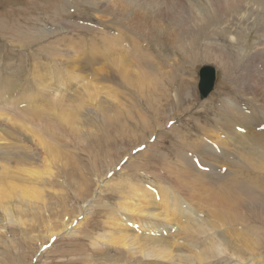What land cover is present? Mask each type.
Wrapping results in <instances>:
<instances>
[{"label": "rangeland", "instance_id": "rangeland-1", "mask_svg": "<svg viewBox=\"0 0 264 264\" xmlns=\"http://www.w3.org/2000/svg\"><path fill=\"white\" fill-rule=\"evenodd\" d=\"M119 1L126 2L129 10L115 6ZM135 2L0 0V172L4 168L16 170L13 181L7 176L0 180L4 195L0 197L4 202L0 203V264H252L251 251L243 250L241 240L253 244V234L262 244V249L253 253L258 260L253 264H264V217L222 212L226 224L213 199L215 188L220 186L219 177L226 172L235 185L242 179H264V166L259 171L254 162L246 163L245 155L238 150L241 142L250 144L252 132L264 131V125L253 126L246 135H222L228 127L235 133V125H247V110L264 106V83L258 80L264 53V48L258 47H263L264 40V25L259 24L264 21H258L255 15L263 11L250 3L240 12L228 17L219 14L218 21L206 23L193 19L192 13H213L208 0H143L139 8ZM132 12L140 20L129 27L130 19H134ZM180 16L190 28L202 27L189 34L184 29L180 40L164 38L171 37ZM146 22L149 26L142 27ZM153 24L165 31L161 41L152 38L149 28ZM26 41L30 42L25 46ZM143 49L147 50L144 60L150 67H159L161 75L134 65L138 62L135 55ZM254 55L257 58L249 62ZM120 57L131 61L133 79L111 66L112 59ZM91 59H98L103 68L99 63L93 67ZM76 66L82 68L79 75ZM202 66L215 70L212 90L204 100L199 99L197 90V73ZM87 84L93 88L88 96L77 94ZM7 96L13 99L11 103H5ZM36 107L40 120L57 128L30 134L25 127L28 119L21 127L23 115ZM69 115L74 120H68ZM65 129L67 133H63ZM12 130L15 135L9 134ZM40 143L53 149L51 155L43 152ZM221 144L226 148L219 150ZM202 150L195 159L194 154ZM205 155L211 157L210 162L204 160ZM5 158L18 162L15 160L14 167L5 166L3 162L10 163ZM228 159L230 163L226 164ZM167 163L178 167L176 173L165 169ZM31 167L37 168L40 178L27 182L18 171ZM186 179L196 186H189ZM26 185L35 191L29 199L20 191ZM85 185L88 194L83 191ZM174 185L188 190H178ZM160 188L168 192L162 202ZM174 190L181 194L173 197ZM151 191L159 192L160 201H149L150 206L141 203ZM148 199L146 195L145 201ZM179 201L194 211L177 208L182 214L171 206L167 208ZM124 205L141 210L136 211L139 218L127 214ZM151 214L156 219L163 215L166 228L157 233L159 228L152 225L153 233L143 234L141 227L148 222L145 220L152 223L148 218ZM180 215L184 216L181 225L171 228L172 219ZM121 216L128 218L130 238L123 242L125 245L108 246L109 236L125 231L122 226L119 230L114 226ZM76 222L81 225L73 227ZM179 228L183 229L177 246L149 243L157 235H165L168 240V232L178 234ZM53 230L55 235L49 238ZM186 235L191 244L200 245L193 255L186 245L189 243L184 242ZM232 251L236 255L229 257Z\"/></svg>", "mask_w": 264, "mask_h": 264}, {"label": "bare ground", "instance_id": "bare-ground-1", "mask_svg": "<svg viewBox=\"0 0 264 264\" xmlns=\"http://www.w3.org/2000/svg\"><path fill=\"white\" fill-rule=\"evenodd\" d=\"M141 1H143V0H136V2H135V6H136V8H139V6L140 5H142V4H140L139 2H141ZM199 1H201V0H199ZM209 1V3H210V5H211V10L210 11H212L213 13H205V14H203V15H201V16H199L197 13H199L198 12V10H197V12H195V13H192V15H193V19H195V20H197V21H205L206 23H208L209 21L210 22H213L214 20H217L218 18H219V14H224V16L225 17H228L230 14L232 15L233 13H237V12H240L241 11V9H246V6L247 5H249L250 3L251 4H253V5H255L256 7H258V9L260 8L261 10L260 11H263V12H259V11H256L255 12V15H256V19L259 21V20H263L264 21V0H208ZM103 2V1H102ZM109 3V2H108ZM151 4H154V2L153 1H151L150 2ZM107 7H108V5H107V3L105 4ZM115 6H119V7H121L122 9H124V10H129L128 9V5L126 4V2H124V1H119L117 4H115ZM196 6H191V8H195ZM110 9V8H109ZM109 9H107V10H109ZM173 12V14H175L174 13V11H172ZM177 14V13H176ZM132 17H134V19L133 20H131L130 19V24H128V26L129 27H133L134 25H137L138 24V22H139V20H140V17H138L137 16V13L136 12H132ZM167 15H169V14H167ZM239 15V14H238ZM254 15V14H253ZM213 16H215V18H213ZM237 16V15H236ZM235 16V17H236ZM173 17V16H172ZM174 17H176V16H174ZM224 17V18H225ZM235 17H232L231 19H229L230 21H229V25L228 26H230V24H231V20L232 19H234ZM54 18V17H53ZM182 16H180L178 19H181V21L179 22V24H177V25H175V27H173V33H172V35H171V37H170V35H166L164 38H169L170 40L172 39V40H174V39H178V40H180V37H182V33L184 34L185 32H183L184 31V29L186 30V33H193V32H195V30L196 29H198V28H200V27H202V26H200V27H198V26H196V25H194V27L193 28H190V25H188L187 23H183L182 22ZM145 19H142L141 21H140V23L139 24H141L143 21H144ZM158 23H160L159 22V19H157L156 20ZM169 21V20H168ZM218 21V20H217ZM238 21V20H237ZM156 22V23H157ZM174 23V22H173ZM236 23V22H235ZM66 24H69V23H66ZM257 24V23H256ZM262 26L263 27V25H264V22H262L261 24H259V26ZM149 25H148V23L146 22V23H144L143 25H142V27H148ZM236 26V25H235ZM178 27V28H177ZM208 27V26H207ZM209 27H211V26H209ZM251 27H254V28H257V27H255L254 25H252ZM250 27V28H251ZM70 28V27H69ZM190 28V29H189ZM260 28V27H259ZM61 29H63V28H61ZM178 29V30H177ZM249 29V28H248ZM260 29H263V28H260ZM59 30V29H58ZM149 30H150V32H151V35H152V38L153 39H158V41H161V39H164V38H161V35H163L164 33H165V31L164 30H159L158 28H157V26H155L154 24L152 25V28L150 29L149 28ZM154 30H156L157 31V35L155 36L154 35ZM167 30V29H166ZM227 30V29H226ZM170 31V30H169ZM254 31H255V29H254ZM257 31V30H256ZM168 32V31H167ZM255 34H257L256 32H254ZM34 34V33H33ZM154 35V36H153ZM187 35V34H186ZM259 35V34H258ZM184 36V35H183ZM263 36H264V34H263ZM248 37V36H247ZM246 37V38H247ZM256 37H257V35H256ZM259 37V36H258ZM257 37V38H258ZM249 38L250 37H248L247 38V40H249ZM171 40V41H172ZM61 41V40H60ZM30 41H26V43L24 44L25 46L29 43ZM49 42V41H48ZM53 43H54V41H53ZM139 43V42H138ZM167 43V42H166ZM176 43V42H175ZM261 43L263 44V47H260V45L258 46L259 48H260V50L262 49V48H264V40L263 41H261ZM173 44V43H172ZM229 44V43H228ZM232 44H234V43H232ZM235 45H237V44H235ZM243 46H246L244 43L242 44ZM81 46V45H80ZM54 50H55V48H54ZM150 50V49H149ZM264 51V50H263ZM114 56V55H113ZM123 56V55H122ZM238 56V55H237ZM119 57V56H118ZM108 58V57H107ZM135 58L136 59H138V62H134V65L136 66V67H140V68H142L144 71H150V73H154V74H156L155 76H157V75H161V74H159L160 73V68L159 67H155L156 65H153L152 67H150V65H148V63L144 60L145 58H147V50L146 49H143V50H139V53H137V55H135ZM134 58V59H135ZM257 57L254 55V57L253 58H249L250 60H249V62H251L252 60H255ZM133 59V60H134ZM262 59H263V64H262V66H263V70H262V75L258 78V80H259V82L260 83H264V53H263V56H262ZM136 61V60H135ZM100 61H98V59H91V64L93 65V67H94V65H98V63H99ZM147 63V64H146ZM234 63V62H233ZM104 65H105V63H103ZM143 64H146V65H143ZM153 64V63H152ZM99 65L103 68V66L99 63ZM111 66L112 67H114L115 69H117L118 70V72H119V74L120 75H124V76H126V77H128V78H130V79H133L134 78V76H133V72H132V66H131V61L128 59V58H125L124 59V57H120V58H117V59H112V64H111ZM76 67H79V66H76ZM81 70H82V68L81 67H79L77 70H76V74H81ZM107 70H105L104 72H106ZM261 73L259 72V75H260ZM150 75H152V74H150ZM256 76H257V74H256ZM70 79V78H69ZM75 79V78H74ZM143 79H144V77H143ZM143 79L141 78V80L143 81ZM72 80H73V78H72ZM146 80V79H145ZM151 79H149V81H150ZM71 82V81H70ZM82 89L83 90H81V92H78L77 94H79V95H86V96H88V92L90 91V89L91 90H93V88L91 87V86H89V84H87V85H85L84 87H82ZM74 91H76V90H74ZM262 93H263V95H264V91H262ZM1 98V97H0ZM264 99V96H261V100H263ZM13 99L11 98V96H7L5 99H4V101H5V103L6 102H9V103H11V101H12ZM98 106V105H97ZM262 108H259V109H257V110H255V111H251V112H249V110H247L245 113H246V118L248 119V120H250L249 122H246V120H242L243 122H242V124L243 123H245L246 122V124L247 125H245V124H243V125H245L244 127H240V125L238 124V125H235L234 127H238V128H241L242 129V131H243V134H248L250 131H251V129H253V126L255 127V128H259V127H261L260 126V124H263L264 125V106H263V104H262V106H261ZM98 108V107H97ZM102 108V107H101ZM244 109H246V108H244ZM99 113V112H98ZM258 114V116L255 118V120H253V118H254V116H256ZM5 115V114H4ZM6 116V115H5ZM40 110H39V108L38 107H36V108H34L33 109V111L30 113V114H24L23 115V124L21 125V127H24V122H25V119H28L29 120V123H26V125H25V127L26 128H29L30 129V134L34 131V130H38V129H43V130H46L47 128H57L56 126H54V125H52V124H50V122L49 121H45V122H42L41 120H40ZM68 120H74L73 119V117L71 118L70 117V115L68 116V118H67ZM231 119H234V117H231ZM256 120H259V122L258 123H254V122H256ZM64 123H66V122H64ZM71 123H73V122H71ZM72 125V124H71ZM71 125H70V127H71ZM217 125V124H216ZM62 127H63V125H61ZM222 127L224 126V124H222L221 125ZM67 127H69V126H67ZM64 128V127H63ZM229 128V127H228ZM227 128V131L224 133V134H222L223 136H227V135H230V136H236V135H241L239 132H235L234 133V131L233 130H229ZM31 129H33V130H31ZM67 129H65L64 131H63V133H67V131H66ZM70 132V131H69ZM252 132V131H251ZM59 133H61V132H59ZM58 133V134H59ZM256 133V132H255ZM10 135H15L16 134V132L14 131V130H12V131H10V133H9ZM252 134H253V136H251L250 138H249V143L250 144H245L246 142L245 141H243V143L241 142V150L238 148V150L240 151V152H242L245 156H243V157H245V159L241 156V158H243L244 160H246V163L248 162V161H250V162H254L256 165H257V169L260 171V169H263V166H264V154H263V149H264V131H262V132H257L256 134H254L253 132H252ZM251 134V135H252ZM221 135V134H220ZM250 135H248V136H246V138L245 139H247L248 137H249ZM41 137V136H40ZM39 137V138H40ZM61 137H63V135H61ZM213 138H215L216 140H219V141H223V140H221V139H223L222 137H220L219 138V136H217V135H213ZM244 139V140H245ZM24 141L26 142V140L24 139ZM219 141L217 142V143H219ZM200 144H202V143H200ZM40 145H41V143H40ZM225 146H227L226 144H221L220 146H219V150L220 149H225L226 147ZM237 146V145H236ZM235 146V147H236ZM46 147H48V146H46ZM40 148H42V150H43V152L45 151V153L46 154H48V155H51V150H53L52 148H50V147H48L49 149H47V148H45V146L42 144L41 146H40ZM204 149V148H203ZM246 151V152H245ZM203 152V150L202 151H199V152H197V153H195L194 154V157L195 156H197L198 158L201 156V153ZM209 152V150H206L205 151V153L207 154ZM217 152V151H216ZM211 155V154H210ZM203 158H204V160L205 161H207V163H208V161H209V158H211V157H209L208 155L206 156H202ZM5 159H7V160H9L10 161V163H4L3 162V164L5 165V166H15V164H16V161H17V159H15V158H11V159H8V158H5ZM45 159V158H44ZM195 159H196V157H195ZM213 159V158H212ZM16 160V161H15ZM60 160V159H59ZM177 161H178V159H176ZM184 161H187V158H184L183 159ZM24 162H27L28 161V159H26V160H23ZM23 161H21V159H20V161L19 162H23ZM57 161V160H56ZM61 162H62V160H60ZM18 162V161H17ZM60 162V163H61ZM210 162V161H209ZM30 164H31V162H29ZM230 163V159H228L227 161H226V164H229ZM1 164V163H0ZM168 164V163H167ZM171 165V164H170ZM175 165H176V163H175ZM198 165H200L201 167H203V164L201 163V162H198ZM242 165V164H241ZM245 165H247V164H245ZM179 166V165H178ZM164 167H165V165H164ZM167 168H165V169H168L169 171H170V174H172L171 173V171H173L174 173H176V167L177 166H174V167H172V165L169 167V164L166 166ZM24 168V167H23ZM32 168V167H31ZM178 168V167H177ZM37 170V168L35 167H33L32 169H24L23 171H21V170H19L18 172H19V174L20 175H23V178H26L25 180L28 182L29 180H32V179H35V181H37V180H39V178H40V176H39V173L36 171ZM240 170H242V169H240ZM239 170V171H240ZM262 171V170H261ZM264 171V170H263ZM168 173V172H167ZM16 174V170L13 168V169H8V168H4V169H2V171L0 172V180H2V178H3V176H7L6 178H8V179H10V181H13V178H14V175ZM206 174H203L202 176L204 177ZM259 175V174H258ZM20 177V176H19ZM239 177H241L240 176V174H239ZM17 178V177H16ZM182 178V177H181ZM220 178V186L218 187V188H215V190H216V192H215V195H214V202L220 207V209H221V211H220V213H219V216H221V219H223L224 221H225V223L227 224V219H226V217L223 215V213L222 212H227V213H232V212H236L237 214H239V215H242V213L241 212H243V213H251V215L252 216H254L255 217V215L254 214H256V216H262V217H264V199H263V196L262 195H264V179H262V178H260V177H257V178H255L254 180H252V181H244V179H242V182L240 183V184H237V185H235V184H233L232 182H230L229 180V177H228V172H226L225 174H224V176H221V177H219ZM254 178V177H253ZM8 179H6V180H8ZM17 179H19V178H17ZM183 179V178H182ZM4 180V179H3ZM23 181H24V179H22ZM22 180L20 179V180H18V181H20V182H22ZM187 180V179H186ZM184 181V180H183ZM81 182H82V184H86L87 186H89L88 184H87V182H83L82 180H81ZM187 182V184H188V180L186 181ZM0 183H1V181H0ZM154 183V182H153ZM190 183V182H189ZM192 183V182H191ZM218 183V182H217ZM98 184V183H97ZM219 184V183H218ZM83 186V191H84V193H86V194H88V192H89V187H87V186ZM155 185V184H154ZM177 185V184H176ZM176 185H174V186H176ZM183 185V184H182ZM185 185V184H184ZM189 185V184H188ZM193 185H195V183L193 182L191 185H189V186H193ZM157 186V185H156ZM196 186V185H195ZM202 186H204V185H202ZM152 187V186H151ZM205 187V186H204ZM163 188L164 189H166L167 191L168 190H170V189H168V188H166L165 187V185H163ZM163 188L161 189V191H160V195H161V202H162V200L165 198V196L167 195V193L169 192H166V191H162L163 190ZM180 188V187H179ZM178 188V186H176V189H178V190H183L184 192H186L187 190H188V188H186V187H184L185 189H182V188H180L179 189ZM206 188V187H205ZM154 189V188H153ZM200 189L201 190H203V187H200ZM32 187L30 186H24L23 188H20V191H22L21 192V194H23L24 196H25V198H31L30 196H31V194H32ZM178 190H174L175 192L173 193V197H177V196H175V195H180L181 193L178 191ZM2 189H0V197L1 198H4V195L2 194ZM170 191H172L173 192V190H170ZM33 192H35L34 190H33ZM143 192V191H142ZM148 192V191H147ZM261 192H262V194H261ZM151 193L152 194H150V193H148V194H146L147 196H148V200H146L145 201V196H144V198H143V200L141 201V203H145V204H147V205H149L150 206V202L149 201H151V202H155V203H158L160 200H159V192L158 191H156V192H152L151 191ZM128 194V193H127ZM24 196H21V197H24ZM171 196V195H170ZM169 196V197H170ZM246 196L247 197H250V198H247L248 200L246 201ZM179 197V196H178ZM167 198V197H166ZM170 198H172V197H170ZM1 200V199H0ZM136 200V199H135ZM137 201H139V200H137ZM184 201V200H183ZM2 202V201H1ZM0 202V203H1ZM2 203H4V202H2ZM184 203H185V201H184ZM182 204V201H179V202H173V204H171V205H168L167 206V208L168 207H172V208H174L175 209V211H178V212H180V213H182L183 214V211H180V210H177V208L178 209H181V210H186V208L188 209V211L189 212H193L194 210H193V208H191L189 205H185V204ZM119 204V203H118ZM123 204V203H122ZM139 204H140V202H139ZM233 204H234V207H233ZM1 205H3V204H1ZM7 205V204H6ZM133 206V205H132ZM165 206V205H164ZM123 208H125V209H128L127 210V214H129V215H133L132 217L134 218H139V211H141V210H139L138 208H136V209H134V207H131L130 205L129 206H122ZM3 209V208H2ZM162 209V208H161ZM173 209V210H174ZM138 210V212H136ZM169 210H172V209H169ZM115 213V212H114ZM161 213V212H160ZM175 213V212H174ZM252 213H254V214H252ZM137 214V215H136ZM154 214V213H153ZM125 215V214H124ZM142 215V214H141ZM159 215V214H158ZM126 216V215H125ZM145 216V215H144ZM154 216V215H153ZM152 216V214H151V216H148V218H150L151 220H152V223H151V221L150 220H145V221H148V222H144L143 224H144V226L143 227H141V225H140V227H141V231L143 232V231H145L143 234H151V233H153V231L155 230V228L156 229H158L157 230V233H161L160 232V230H163L164 228H166V225H165V217H163V215H159L157 218H159V219H156L155 217H153ZM165 216V215H164ZM113 217V216H112ZM118 217V216H117ZM142 217V216H141ZM187 217V216H186ZM189 218H190V216H188ZM199 217V216H198ZM120 218V220H118V221H120L119 223H115V225L114 226H116V230L119 228V227H123V229L125 230V231H123L122 233L123 234H118L117 236L116 235H112V236H109L108 237V246H114V247H117V245L118 244H120V243H123L124 241H126L127 242V238L129 237L130 238V236L128 235V233H129V229H130V227L128 228V227H126V223L128 222V218L127 217H124V216H121V217H119ZM118 218V219H119ZM183 218H184V216L183 215H180V216H178V217H174L172 220H173V223H168L169 225H170V227L172 228V227H174V224L176 225V227H179L180 225H181V222H182V220H183ZM250 218V220H254V219H252L251 218V216L249 217ZM161 219V221L162 222H164V224H158V220H160ZM257 219V218H256ZM263 220H264V218H262ZM186 220V219H185ZM133 221V220H132ZM196 221V220H195ZM140 222V221H139ZM76 224H78L77 222L75 223V226H73V227H76L77 225ZM191 224V223H190ZM193 224V223H192ZM196 224V223H195ZM78 225H81V224H78ZM113 225V224H112ZM152 225H155L154 227V229H153V226ZM202 225V224H201ZM232 225H236L235 223H233L232 222ZM79 227V226H78ZM137 227V226H136ZM197 227V226H196ZM170 228V229H171ZM184 228V227H183ZM183 228H179L178 230H177V232H178V234L176 233V232H174L173 234H172V232H171V230L168 232V234H170L171 235V238L170 239H166L165 237H167V236H165V235H157V236H155V238H150L151 240L149 241V243L150 244H152V245H154V246H160V247H165V246H177L178 244H179V239L177 238L178 237V235H179V233L181 232V230L183 229ZM185 228H186V226H185ZM114 229V230H115ZM139 229V228H138ZM152 229V230H151ZM55 231L56 230H58V229H54ZM54 230L53 231H51L49 234V238L50 237H52V236H54L55 235V233H53L54 232ZM112 230V229H111ZM119 230V229H118ZM137 230V229H136ZM151 230V231H150ZM185 230V229H184ZM193 230V229H192ZM149 231V232H148ZM168 230H166V232H167ZM186 231V230H185ZM198 231V230H197ZM120 232H121V230H120ZM138 232V231H137ZM194 232V231H193ZM199 232V231H198ZM47 233H48V231H47ZM127 233V234H126ZM201 233H203V232H201ZM112 234V233H111ZM115 234H116V232H115ZM138 234V233H137ZM193 234V233H192ZM199 234V233H198ZM253 234V233H252ZM109 235V234H108ZM125 235H126V237H125ZM139 235V234H138ZM167 235V234H166ZM132 236V235H131ZM134 236H136V235H134ZM142 236V235H141ZM140 236V237H141ZM163 236H165V237H163ZM253 236L254 237H256L255 238V240H253V244H249V243H247L246 242V240H241V242H242V248H243V250L246 252V251H251V254H252V258H250L249 259V262H250V260H253V263L255 262V261H258V260H255L254 258V256H253V253H256L257 251H259L260 249H262V244H261V239H258L257 240V236H255L254 234H253ZM47 237V238H48ZM48 238V239H49ZM191 238V237H190ZM133 239V238H132ZM136 239H138V238H136ZM142 239V238H141ZM144 239V238H143ZM197 240V239H196ZM105 241V242H106ZM125 242V243H126ZM139 242V241H138ZM148 242V241H147ZM184 242L185 243H189V244H186V245H188V248H189V251H190V253H191V255H193L192 253L193 252H195L196 251V248L198 247V246H200V245H193V244H195V243H193V244H191V240L189 239V237H188V235H186V237H185V240H184ZM125 243H123L124 245H125ZM130 243V242H129ZM140 243V242H139ZM170 243V244H169ZM132 245V244H131ZM138 245H141V244H138ZM119 246V245H118ZM133 246V245H132ZM197 246V247H196ZM114 247H112V248H114ZM138 247V246H137ZM172 247V248H173ZM130 248V247H129ZM166 248V247H165ZM131 249V248H130ZM129 249V250H130ZM140 249H142L141 247H140ZM151 249H152V247H151ZM159 250L161 249V248H158ZM205 249V248H204ZM233 249H235L234 247H233ZM144 250V249H143ZM236 250V249H235ZM138 251V250H137ZM193 251V252H192ZM164 252V251H163ZM142 253H143V255H144V252L142 251ZM196 253V252H195ZM203 253V252H202ZM201 253V254H202ZM169 254V253H168ZM167 254V255H168ZM204 254V253H203ZM133 255V254H132ZM131 255V256H132ZM138 255V254H137ZM158 255H160V254H158ZM166 255V254H165ZM170 255V254H169ZM168 255V256H169ZM236 254H235V252L234 251H232L231 252V254H230V256L229 257H233V256H235ZM130 256V257H131ZM147 256V255H146ZM145 256V257H146ZM164 256V255H163ZM162 256V257H163ZM167 256V257H168ZM156 257V256H155ZM166 257V256H165ZM166 257V258H167ZM151 258V257H150ZM153 258V257H152ZM151 258V259H152ZM164 258V257H163ZM258 258V257H257ZM159 259V258H158ZM247 259V258H246ZM136 260V259H135ZM162 260V259H161ZM260 260V259H259ZM155 261V260H154ZM144 262V261H143ZM252 263V264H253ZM257 263V262H256ZM131 264V263H130ZM158 264V263H157ZM164 264V263H163Z\"/></svg>", "mask_w": 264, "mask_h": 264}, {"label": "water", "instance_id": "water-1", "mask_svg": "<svg viewBox=\"0 0 264 264\" xmlns=\"http://www.w3.org/2000/svg\"><path fill=\"white\" fill-rule=\"evenodd\" d=\"M215 70L210 66H202L197 73V90L199 94V99L204 100L213 87V76Z\"/></svg>", "mask_w": 264, "mask_h": 264}]
</instances>
